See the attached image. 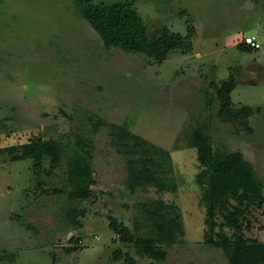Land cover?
I'll return each instance as SVG.
<instances>
[{
    "label": "rangeland",
    "instance_id": "374dc122",
    "mask_svg": "<svg viewBox=\"0 0 264 264\" xmlns=\"http://www.w3.org/2000/svg\"><path fill=\"white\" fill-rule=\"evenodd\" d=\"M132 1L150 38L168 28L191 41V52L159 64L107 50L83 19L81 0H0V264H127L114 261L118 250L134 264H229L222 250L206 244V207L196 182L201 167L191 138L202 129L215 151L241 152L264 183V0ZM245 35H258L261 50H239ZM230 75L238 83L234 109L253 111L223 121L210 84ZM85 112L168 151L177 189L130 194L125 159L103 128L95 138L92 197L74 202L80 227L72 226L66 202L48 194L63 186V169L38 175L32 160L13 157L34 138L68 137ZM149 201L177 205L183 219L184 236L166 249L164 262L137 256L109 228L111 216L133 228L135 205ZM243 209L244 237L264 243V205ZM216 220V233L232 237L223 218Z\"/></svg>",
    "mask_w": 264,
    "mask_h": 264
},
{
    "label": "trees",
    "instance_id": "16d2710c",
    "mask_svg": "<svg viewBox=\"0 0 264 264\" xmlns=\"http://www.w3.org/2000/svg\"><path fill=\"white\" fill-rule=\"evenodd\" d=\"M83 19L100 37L107 50L120 49L127 54L142 55L154 63H163L175 52L189 53L192 43L188 38L164 28L155 38H150L147 27L135 7V2L125 0L110 5L94 4L81 0ZM239 50L251 52L245 44ZM238 83L233 75L225 82L211 83L219 105V116L229 121L235 113L250 115L253 108L234 109L231 99ZM107 128L112 146L125 159V186L130 194L138 189L154 187L161 191H175L177 181L172 175L171 154L132 133L126 126L108 123L104 118L85 112L83 124L66 138L32 139L23 146V153L14 161L32 160L36 174L46 172L56 175L63 169L64 183L49 195L66 202V219L74 227H80L79 211L74 202H84L92 197L94 178L95 138L101 129ZM201 170L196 182L203 192L202 203L206 207V244L223 251L229 264H264V243L244 237L241 218L246 206L264 205V183L259 179L253 164L241 152L215 151L210 136L196 129L191 138ZM15 152L14 148L9 150ZM45 165L47 169H45ZM236 200L238 207H231ZM133 228L109 217L110 230L126 248L134 249L137 256L164 262L166 249L173 247L184 236L183 219L179 207L163 201L141 202L135 205ZM223 226L234 231L232 237L216 233L217 217ZM115 262L134 264L129 253L114 252Z\"/></svg>",
    "mask_w": 264,
    "mask_h": 264
},
{
    "label": "built area",
    "instance_id": "2783aa9c",
    "mask_svg": "<svg viewBox=\"0 0 264 264\" xmlns=\"http://www.w3.org/2000/svg\"><path fill=\"white\" fill-rule=\"evenodd\" d=\"M243 43L253 51H259L262 48V43L256 35L245 36Z\"/></svg>",
    "mask_w": 264,
    "mask_h": 264
},
{
    "label": "crops",
    "instance_id": "0c3cea01",
    "mask_svg": "<svg viewBox=\"0 0 264 264\" xmlns=\"http://www.w3.org/2000/svg\"><path fill=\"white\" fill-rule=\"evenodd\" d=\"M245 36H248V35H245ZM256 36H258V35H256ZM259 37V36H258Z\"/></svg>",
    "mask_w": 264,
    "mask_h": 264
}]
</instances>
